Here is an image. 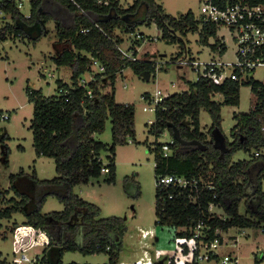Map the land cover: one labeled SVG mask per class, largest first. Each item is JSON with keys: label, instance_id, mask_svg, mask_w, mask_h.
<instances>
[{"label": "trees", "instance_id": "16d2710c", "mask_svg": "<svg viewBox=\"0 0 264 264\" xmlns=\"http://www.w3.org/2000/svg\"><path fill=\"white\" fill-rule=\"evenodd\" d=\"M30 0V13L26 17L17 7L15 0H5L0 12L11 23L0 28V42L7 37L28 36L36 43L44 30L36 28L48 22L55 24L58 36L57 56L53 58L57 67L66 66L71 70V85L57 81V95L45 97L41 91L27 89L33 103L34 117L31 123L33 146L37 155L52 158L57 176L51 180H39L33 175H12L15 197L8 200L10 206L0 210V221L22 213L25 226L40 231L48 237L44 257L40 264H62L65 252L82 254L107 253V264H118L122 251V238L127 226L119 217H100L96 205L82 200L73 192L77 185L87 184L90 178L101 175L103 168L111 174L113 181L115 146L135 141V110L132 104H117L114 99V83L118 73L130 68L135 74L153 73L156 67L150 60L130 61L123 58L118 47L122 39L114 35L119 29L134 33L139 26L155 24L163 39H173L176 31L196 32L201 29L202 41L215 36L214 26H203L191 12L176 19L167 15L158 0H135L128 8L120 7L117 0ZM42 30V29H41ZM143 39V38H142ZM136 41L130 50L136 55ZM214 49V48H213ZM93 60L105 69L95 74L97 79L81 86L80 80L93 73ZM97 84H100V86ZM109 85L111 93L103 94L99 87ZM251 86L256 95L253 110L236 116V125L230 131L231 140L221 129V104L213 101L215 95H223L224 103L237 106L239 89ZM91 90V96L87 91ZM208 112L211 126L207 132L200 129L201 110ZM9 116V115H8ZM110 120L112 144L107 145L95 139L104 132ZM189 121L190 125L185 124ZM217 130L225 138V147H214L213 132ZM150 132L157 137L170 135L168 155L164 156L162 146L155 147L154 172L158 178L178 175L186 178H202L213 182L214 189L200 187L195 203L176 189L174 195L164 203L160 197L167 191L156 188L157 224L169 227L193 226L204 213L209 203H215L223 210L226 218H211L210 239L215 229L226 231L232 227L242 229L258 228L264 223V84L259 81L225 82L215 85L199 78L188 83L187 91L167 96L156 108ZM209 136V138H208ZM255 151L252 159L233 162L238 151ZM257 154V155H256ZM106 155L107 163H103ZM257 172L252 176V169ZM253 180V191L248 192ZM215 195V197H214ZM48 197L56 198L64 209L60 212L42 213ZM19 199V200H18ZM241 203L245 214L239 213ZM192 220V222H190ZM187 237L190 232L183 234ZM117 238L118 242L115 240ZM58 247V259L49 262L47 249ZM108 248V249H107ZM214 258H217L214 256ZM262 260V259H261ZM260 260V261H261ZM4 261H0L3 264ZM258 261H256V264Z\"/></svg>", "mask_w": 264, "mask_h": 264}, {"label": "rangeland", "instance_id": "374dc122", "mask_svg": "<svg viewBox=\"0 0 264 264\" xmlns=\"http://www.w3.org/2000/svg\"><path fill=\"white\" fill-rule=\"evenodd\" d=\"M20 1L23 3L20 10L28 17L30 0ZM117 1L120 7L128 8L135 0ZM158 2L164 12L171 17L179 19L191 12L197 19L203 0H158ZM3 17L0 14V28L11 23L7 16L4 19ZM36 30L37 32L44 30L43 37L36 43L30 39L29 30L28 36L21 35L14 39L7 37L4 42H0V114L9 115L8 120H0V210L10 206L8 200L15 197L12 187L14 185L17 188V186L11 181L12 175L24 174L30 177L35 175L39 180H51L57 176L54 160L37 155L35 152L33 132L30 128L34 108L27 89L41 91L45 97L57 95L58 80L71 85V70L66 66L57 67L53 61L59 50L56 46L58 36L55 24L50 21L44 28L39 26ZM220 33L223 34L228 48L225 59H232L235 46L231 37L226 30ZM114 35L122 39L123 42L119 47L125 51L132 52L130 47L136 41H140L141 47H138L136 53L138 61L150 60L156 65V70L150 74L137 75L130 68H125L117 74L113 87L114 99L117 104L134 106L135 141L133 143L126 141L115 146L113 161L115 170L112 182L109 181L111 174L101 172L99 177L90 178L87 184L75 186L73 192L82 200L99 207L100 217H119L124 220L127 232L122 238L119 259L121 262L134 263L139 255L140 240L136 236L137 227L157 225L155 147L158 144L171 142L167 133L157 137L149 131L151 124L149 121H154V112H144L143 108L151 107L148 102L157 90H160L164 97L187 91L188 83L195 82L197 74L188 66L179 67L173 64L174 59L209 61L212 56L209 49L215 39L210 37L203 42L200 29L194 33L186 30L176 31L174 38L167 41L162 38L161 31L155 24L139 26L132 34L115 29ZM137 35L142 36L143 39H138ZM49 74L53 77H49ZM250 78L264 84V69L257 68L250 73ZM85 79H88L87 76ZM98 85L100 86L97 84V87ZM99 89L106 94L111 93L112 87L106 85ZM212 99L221 104V129L231 140L230 131L237 122L235 117L253 110L257 101L256 95L251 91V86L242 85L239 89L237 106L224 103L222 94L215 95ZM199 121L201 131L207 132L211 126V118L207 111L201 110ZM189 123L188 120L185 121V124L190 125ZM111 127L108 120L104 132L96 135L95 139L111 145ZM216 136L218 137L217 134ZM253 155H255L253 150L238 151L233 157V162L250 160ZM103 163H107L106 155H103ZM256 172V169L252 170V176ZM261 184L264 192V178ZM252 191V187L248 189L249 193ZM63 209V204L56 198L48 197L42 207V213L60 212ZM239 213L245 214L244 203L240 204ZM218 215L226 218L222 209L218 210ZM25 222L26 218L22 213L0 221V261H4L3 264H18L16 259L22 253L32 261L22 264H40L36 261L44 257L45 246L37 244L36 241L32 243L31 234L24 228ZM18 228L27 232L26 240L29 242L20 254L15 250V244L20 238ZM156 231L158 232L159 228H156ZM156 239L158 248L153 254L155 264H185L189 260L191 253L185 254L183 246L189 249L191 243L186 242L184 245V242H179L170 230L160 231ZM222 239L223 243L215 250L221 258L229 255L236 258L238 264H256V260L257 264H264V223L258 228L232 227L222 232ZM115 240L118 242L117 238ZM46 255L48 259L51 253L48 251ZM108 262L107 253L65 252L61 258L62 264H107ZM210 264H219V262Z\"/></svg>", "mask_w": 264, "mask_h": 264}, {"label": "built area", "instance_id": "2783aa9c", "mask_svg": "<svg viewBox=\"0 0 264 264\" xmlns=\"http://www.w3.org/2000/svg\"><path fill=\"white\" fill-rule=\"evenodd\" d=\"M4 1L5 0H0V7L4 4ZM69 1L76 4L74 0ZM15 2L17 7L21 9L23 6L22 1L15 0ZM0 14L4 16L3 19L6 17L2 12H0ZM197 19L200 21V27L208 25L215 27V36L212 37L215 39V42L209 49L212 56L209 61L205 62L194 59L185 60L184 58H176L173 64H177L179 67H190L197 74L196 81L199 78H203L218 86L231 81L239 83L253 81V79L250 78V73L257 68L264 69V0H203ZM222 30L228 32L235 46L232 52V59H225L228 48L223 34L220 33ZM137 37L138 39L143 38L140 35H137ZM118 49L123 58L130 61H138L133 51H125L120 47H118ZM92 66L93 73L89 74L87 80H80L81 86L95 82L97 80L95 78L96 73L102 74L105 72L104 67L96 60H93ZM154 66L156 67L155 64ZM48 76L53 77L52 74ZM87 94L91 96V90H88ZM165 98L162 92L157 90L148 102L151 107H144L143 111H153L155 113L156 108ZM8 119V114H0V120ZM149 122L152 123L151 121ZM129 143H131V140H129ZM162 150L164 156H167L169 151L167 145L164 144ZM101 171L107 173L108 169L103 168ZM200 187L210 191L214 189L213 182L205 181L201 177L186 178L178 175H167L158 178L156 182V188L167 191L165 198L163 195L160 197L162 203L174 198V195L169 192L171 189H176L181 194L186 192L189 201L195 203L196 196L193 194H197ZM220 209L221 208H219L217 204L209 203L204 213L199 216L193 226L189 227H169L166 225H159V223L155 227H137L136 236L140 240V242H138V258L134 263L121 262L119 259L118 264H155L153 254L156 253V248H158L156 246V235L164 230H170L174 238H177L179 242H184V245L186 242L191 243L189 249L183 246L185 248V254L188 252L191 253L189 260L185 262V264H210L218 262L219 264H238L236 258H232L229 255H224L221 258L215 251L223 243V230L217 228L214 230L213 238L210 239L209 236L211 230L210 225L207 223L209 219H225L218 215V210ZM190 222H192V220H190ZM24 228L31 234L32 243L36 241L37 244L44 246L48 245V237L46 234L28 226H24ZM156 228H159L158 232ZM18 230L20 238L17 241L18 243L15 244V250L16 253L20 254L22 253V249L29 245V242L26 240L27 232L21 230V228H18ZM186 231L190 232L189 237L180 235ZM261 231H263V229H261ZM231 245L234 246V244ZM214 256L217 258H214ZM18 259H16L18 264L32 262L25 253L19 255Z\"/></svg>", "mask_w": 264, "mask_h": 264}, {"label": "water", "instance_id": "95a60500", "mask_svg": "<svg viewBox=\"0 0 264 264\" xmlns=\"http://www.w3.org/2000/svg\"><path fill=\"white\" fill-rule=\"evenodd\" d=\"M147 79H148V76H146ZM216 134L218 135V137L216 136ZM213 141L214 142V147H216L217 149H223L225 147V138L224 136L222 135L221 132L215 130L213 132ZM218 143H221V145H218Z\"/></svg>", "mask_w": 264, "mask_h": 264}, {"label": "crops", "instance_id": "0c3cea01", "mask_svg": "<svg viewBox=\"0 0 264 264\" xmlns=\"http://www.w3.org/2000/svg\"><path fill=\"white\" fill-rule=\"evenodd\" d=\"M141 47V46H140ZM139 47V48H140ZM139 48H136V51L138 52V49ZM212 137H213V135H212ZM213 139H214V137H213ZM214 143V142H213ZM256 168H253L252 170H255ZM253 182V180L250 182V185H249V188H251L252 187V183ZM253 188V187H252ZM240 229H242V228H240ZM245 229V228H244ZM263 229V228H262ZM48 251H49V253H51V255L48 257V259H49V261L50 262H55L56 260L55 259H58V247H51V248H49V249H47V253H48ZM57 258H56V257ZM257 261V260H256Z\"/></svg>", "mask_w": 264, "mask_h": 264}, {"label": "clouds", "instance_id": "9594fccd", "mask_svg": "<svg viewBox=\"0 0 264 264\" xmlns=\"http://www.w3.org/2000/svg\"><path fill=\"white\" fill-rule=\"evenodd\" d=\"M157 225H158V224H157ZM157 225H156V226H157Z\"/></svg>", "mask_w": 264, "mask_h": 264}]
</instances>
